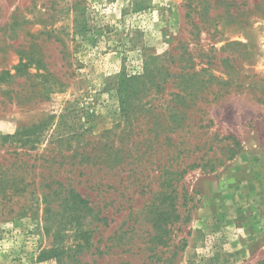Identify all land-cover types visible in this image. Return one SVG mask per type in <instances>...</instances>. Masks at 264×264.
Here are the masks:
<instances>
[{"label":"rangeland","instance_id":"rangeland-1","mask_svg":"<svg viewBox=\"0 0 264 264\" xmlns=\"http://www.w3.org/2000/svg\"><path fill=\"white\" fill-rule=\"evenodd\" d=\"M262 259L264 0H0V264Z\"/></svg>","mask_w":264,"mask_h":264},{"label":"trees","instance_id":"trees-1","mask_svg":"<svg viewBox=\"0 0 264 264\" xmlns=\"http://www.w3.org/2000/svg\"><path fill=\"white\" fill-rule=\"evenodd\" d=\"M164 166H165V164H164ZM134 167H137V166L134 165ZM161 175L162 174H160V176H158V177L160 178ZM70 194H71V200H73L74 205H75V207H74L75 212L79 211V210H85L88 213H92L94 211V208H93V206L90 205L89 200L85 199L83 197V195L81 193L77 192L74 188L71 189ZM170 196H171V194L166 195V197L168 199L170 198ZM69 199H70V196L66 197L64 199V201L67 202ZM165 201L166 200H164V202ZM172 206H173V202L171 201V203H170V205H168V207L172 208ZM165 210L166 209H164V208H160L156 212L155 211L154 212L149 211V213L153 214V216L148 217L147 220L149 223L152 224V228L154 230V236L152 238V244H154L156 246L165 245L167 243L168 240H166V238H164V236L166 235L167 227L170 223H172L174 221V219H177L179 216L177 213L173 214L174 219H172V215L168 214ZM175 211H177L176 208H175ZM71 220L72 221L76 220L78 223H80L79 218L71 217ZM151 250L152 249L150 248L149 251H151ZM255 264H264V259L258 261Z\"/></svg>","mask_w":264,"mask_h":264}]
</instances>
